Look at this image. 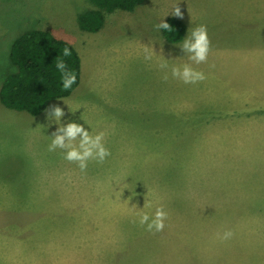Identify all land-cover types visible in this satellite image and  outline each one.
<instances>
[{
    "label": "rangeland",
    "instance_id": "1",
    "mask_svg": "<svg viewBox=\"0 0 264 264\" xmlns=\"http://www.w3.org/2000/svg\"><path fill=\"white\" fill-rule=\"evenodd\" d=\"M176 5L192 22L184 38L207 26L205 71L182 51L184 40L170 43L155 27L174 17ZM93 8L91 0H0V88L16 70L13 43L31 30L69 42L82 63L74 93L48 107L64 109L59 122L48 120V109L33 117L0 101V264H164L172 243L197 233L204 215L198 190L218 194L201 180L264 175L261 158L248 152L245 112L230 106L235 53L263 34L264 0H145L133 12L108 15L100 32H83L80 15ZM216 50H233L221 59L233 56L229 65ZM166 59L169 69L161 70ZM184 64L206 79L173 78L171 66ZM68 122L105 134L111 155L104 163L90 161L81 172L59 149L48 151L57 123ZM156 194L164 199L152 204ZM147 200L151 207L143 208ZM160 206L168 219L153 234L136 213L153 216Z\"/></svg>",
    "mask_w": 264,
    "mask_h": 264
},
{
    "label": "crops",
    "instance_id": "2",
    "mask_svg": "<svg viewBox=\"0 0 264 264\" xmlns=\"http://www.w3.org/2000/svg\"><path fill=\"white\" fill-rule=\"evenodd\" d=\"M183 14L178 19L187 28L192 22L184 10ZM232 51L216 50L212 55L220 58V64L229 65L233 56L224 62L221 59ZM207 62L199 64V69L205 71ZM233 65L239 71L232 78L236 79L232 85L236 88V98L231 97V111L245 112L240 120L248 122L246 137L251 140L248 152L261 158L257 167L264 170V32L254 47L236 51ZM201 181L204 183L199 185L212 187L218 194L213 199V195H201L198 190V208L204 215L199 217L197 233L188 236V240L172 243L164 264H264V175ZM155 199L164 198L156 194L151 198L152 204ZM228 230L234 232L233 238L227 241L217 238V233L222 235Z\"/></svg>",
    "mask_w": 264,
    "mask_h": 264
},
{
    "label": "trees",
    "instance_id": "3",
    "mask_svg": "<svg viewBox=\"0 0 264 264\" xmlns=\"http://www.w3.org/2000/svg\"><path fill=\"white\" fill-rule=\"evenodd\" d=\"M144 1L91 0L94 8L80 15L79 27L83 32L98 33L104 28L108 15L116 11L133 12ZM166 22L173 29L162 30L164 38L173 44L182 42L187 32L183 21L172 17ZM64 48L71 50V56H63ZM58 58L63 59L77 77L76 83L67 91L63 89L61 73L56 68ZM10 59L16 70L4 78L0 88V101L9 110L38 117L54 101L70 97L80 84V55L69 42L50 31L37 29L24 33L13 43Z\"/></svg>",
    "mask_w": 264,
    "mask_h": 264
},
{
    "label": "clouds",
    "instance_id": "4",
    "mask_svg": "<svg viewBox=\"0 0 264 264\" xmlns=\"http://www.w3.org/2000/svg\"><path fill=\"white\" fill-rule=\"evenodd\" d=\"M174 17L183 18V12L179 5H176L170 13ZM168 16V15H167ZM166 16V17H167ZM157 30L172 31V26L166 22L165 18L156 26ZM184 53L187 54L190 61L199 65L206 63L211 51V40L208 35L206 25H198L195 28L188 30V35L184 38L182 45H179ZM145 60L153 59V51L148 47L144 48ZM63 56H71L69 48L63 49ZM56 68L61 73V82L65 91L72 88L76 83V74L68 69L66 62L63 59H57ZM161 70L169 69L167 59L159 64ZM171 76L184 84H197L206 79L204 72L197 70L191 64L181 66H171ZM163 80L169 79L168 72L165 71ZM65 116L64 109L60 106H52L47 110V118L49 121H61ZM59 127L52 132L51 143L48 146V151L54 152L57 149L61 151L63 158L69 163L76 164L81 172H86L90 161L104 163L111 155L109 148L105 146L103 132L96 135H91L84 125L77 122H68L67 124H59ZM151 207L147 200L143 208ZM138 223L141 227L146 226L148 232L153 234L162 232L165 227V221L168 219V213L163 206L157 207L153 216L147 212H138ZM135 222V221H134ZM234 232L231 230L225 231L222 235L217 233V238L221 241H227L233 238Z\"/></svg>",
    "mask_w": 264,
    "mask_h": 264
}]
</instances>
